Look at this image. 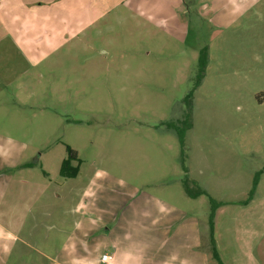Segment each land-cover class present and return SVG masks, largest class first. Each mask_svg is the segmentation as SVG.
Segmentation results:
<instances>
[{"label": "rangeland", "instance_id": "1", "mask_svg": "<svg viewBox=\"0 0 264 264\" xmlns=\"http://www.w3.org/2000/svg\"><path fill=\"white\" fill-rule=\"evenodd\" d=\"M260 9L261 17L225 24L194 8L187 42L170 36L166 45L162 31L150 36L128 15L89 31L105 55L72 40L30 72L25 101L8 110L23 117L22 141L56 162L53 190L72 179L60 174L70 146L84 178L110 174L111 192L169 195L194 209L205 233L210 197L223 203L214 236L224 263L264 264V2ZM204 48L209 62L196 88ZM186 180L206 193L189 196Z\"/></svg>", "mask_w": 264, "mask_h": 264}, {"label": "crops", "instance_id": "2", "mask_svg": "<svg viewBox=\"0 0 264 264\" xmlns=\"http://www.w3.org/2000/svg\"><path fill=\"white\" fill-rule=\"evenodd\" d=\"M263 2L0 0V264L224 263L212 254L210 223L205 233L194 209L172 202L168 193L111 192L106 182L113 175L100 178L97 172L86 179L81 167L65 187L53 190L56 162L43 161L35 146L22 141L23 117L8 109L25 101L21 81L66 43L96 51L91 29L101 33L103 25L114 28L129 15L150 36L162 31L165 45L170 36L184 43L191 31L186 17L194 8L227 24L261 17ZM96 53L105 55V48ZM119 187L130 185L123 181ZM105 253L112 256L109 262L102 259Z\"/></svg>", "mask_w": 264, "mask_h": 264}, {"label": "trees", "instance_id": "3", "mask_svg": "<svg viewBox=\"0 0 264 264\" xmlns=\"http://www.w3.org/2000/svg\"><path fill=\"white\" fill-rule=\"evenodd\" d=\"M208 62H209V53H208V50L204 48L203 51H201V54L199 57V75H198V81L195 86L196 88H199L201 86V83L205 76ZM191 95L192 93L190 92L189 95H187V97L190 98ZM186 127L187 129H190L192 126L190 125V123H188ZM180 136H181L180 137L181 142L182 144H184V137L182 134ZM67 150H68V156L62 161L61 168H60V174L62 177H65V178H75L78 176L80 172L82 160L78 157L77 151L74 150L72 147L67 146ZM183 167H184L185 172L188 173V168L186 165H184V163H183ZM258 181H259V174H256L254 178L253 189L251 190V195L255 193V189L258 185ZM185 183H186V191L191 197H197L200 194L206 193L204 189H200L198 192H193L187 180L185 181ZM210 201H211V212L209 215V223H210V232H211L210 237H211L212 254L221 262L220 255L217 249L216 239L214 236V229H215L216 210L223 203L216 201L212 197H210ZM221 264H224V263L221 262Z\"/></svg>", "mask_w": 264, "mask_h": 264}, {"label": "built area", "instance_id": "4", "mask_svg": "<svg viewBox=\"0 0 264 264\" xmlns=\"http://www.w3.org/2000/svg\"><path fill=\"white\" fill-rule=\"evenodd\" d=\"M103 261L109 262L112 259V256L109 253H105L102 256Z\"/></svg>", "mask_w": 264, "mask_h": 264}]
</instances>
